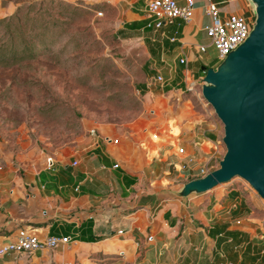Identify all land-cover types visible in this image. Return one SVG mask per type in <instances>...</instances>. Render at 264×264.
Wrapping results in <instances>:
<instances>
[{"label":"crops","instance_id":"0c3cea01","mask_svg":"<svg viewBox=\"0 0 264 264\" xmlns=\"http://www.w3.org/2000/svg\"><path fill=\"white\" fill-rule=\"evenodd\" d=\"M87 1L109 4L119 34L146 49L145 104L128 123L86 122L74 145L0 154V245L20 228L70 237L55 249L0 256V264H264V200L249 185L231 180L180 195L224 152L213 109L188 89H200L197 67L216 58L204 30L207 0H196L190 22L159 27L149 0ZM217 2L223 18L246 14L247 0ZM159 74L163 81L149 85Z\"/></svg>","mask_w":264,"mask_h":264},{"label":"rangeland","instance_id":"374dc122","mask_svg":"<svg viewBox=\"0 0 264 264\" xmlns=\"http://www.w3.org/2000/svg\"><path fill=\"white\" fill-rule=\"evenodd\" d=\"M54 1L50 18L59 22L37 48V56L0 66V154L15 158L32 149L50 152L74 145L86 122L128 123L144 107L142 86L152 75L147 51L139 39L118 33L115 10L105 2ZM59 1L71 8L63 13ZM247 1L246 15L255 18L254 5ZM21 5L29 4L0 0V18ZM217 167L214 163L210 170ZM44 264L55 262L50 257Z\"/></svg>","mask_w":264,"mask_h":264},{"label":"water","instance_id":"95a60500","mask_svg":"<svg viewBox=\"0 0 264 264\" xmlns=\"http://www.w3.org/2000/svg\"><path fill=\"white\" fill-rule=\"evenodd\" d=\"M248 36L216 67L202 65L200 91L223 126L218 167L187 181L181 196L207 192L240 178L264 200V0H250Z\"/></svg>","mask_w":264,"mask_h":264},{"label":"built area","instance_id":"2783aa9c","mask_svg":"<svg viewBox=\"0 0 264 264\" xmlns=\"http://www.w3.org/2000/svg\"><path fill=\"white\" fill-rule=\"evenodd\" d=\"M196 4V0H185L183 4L178 3L177 0H149L145 8L149 14L155 17V26L159 27L165 20L174 18L190 22L193 18ZM219 4V2L214 0L206 1L204 11L210 17V23L204 27V30L210 40V44L216 50L217 60L221 61L229 51L237 47L248 36L254 23V17L247 16L244 13L233 12L223 18L220 15ZM200 50L204 51L205 46H201ZM162 81L163 77L159 74L154 77L149 85L161 83ZM195 86L194 83H190L188 89L197 92L195 94L200 100L208 104L202 97L200 89H196ZM220 143L224 147L222 140ZM178 151L183 153L184 149L180 147ZM47 160L50 161L51 158L49 157ZM210 169L211 167L209 166L202 167L200 169L201 176L205 175ZM118 233H122V230H119ZM69 240L70 237L68 236L39 238L30 230L20 228L13 239L0 245V256L10 253L30 255L41 249H55L61 244L68 243Z\"/></svg>","mask_w":264,"mask_h":264},{"label":"trees","instance_id":"16d2710c","mask_svg":"<svg viewBox=\"0 0 264 264\" xmlns=\"http://www.w3.org/2000/svg\"><path fill=\"white\" fill-rule=\"evenodd\" d=\"M24 2L29 4L26 8L21 5L9 16L0 18L1 67L14 66L24 60L35 58L37 48L46 44L45 37L58 25V19L50 18L49 10L54 0H23ZM58 5L63 13L71 8L70 3L63 1H59ZM32 12L33 14L30 15ZM219 62L206 66L214 68ZM199 67L197 68L200 74L204 76V72ZM219 159L215 161L216 164Z\"/></svg>","mask_w":264,"mask_h":264}]
</instances>
